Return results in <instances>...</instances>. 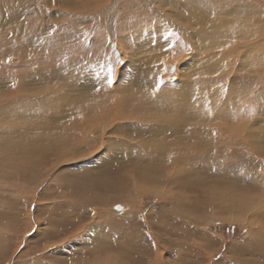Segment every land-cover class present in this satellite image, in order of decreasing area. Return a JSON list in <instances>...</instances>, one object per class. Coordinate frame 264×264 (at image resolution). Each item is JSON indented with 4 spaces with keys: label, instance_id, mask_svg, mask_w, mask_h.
Segmentation results:
<instances>
[{
    "label": "rangeland",
    "instance_id": "1",
    "mask_svg": "<svg viewBox=\"0 0 264 264\" xmlns=\"http://www.w3.org/2000/svg\"><path fill=\"white\" fill-rule=\"evenodd\" d=\"M168 1L177 4V0ZM209 1L212 3L203 4L198 11L183 12L187 17L203 13L206 15V19L216 20L212 24H204L202 34L219 43L223 42L226 31L239 23L241 19L243 22L245 21L244 17H259L264 13V0H242L244 15L235 13L232 0ZM93 2L98 6V0H93ZM152 2L155 8L163 3L169 9V4H166L164 0H153ZM89 3L90 0H87L86 12H97V6ZM186 3L189 8L194 7L187 0ZM26 5L16 3L10 13L6 12L8 7L0 9V65L3 64L0 67V92L16 88L19 89V92L36 91L35 87L36 89L42 87V82H37L36 79L40 75H46L44 88L48 96L36 98L37 107L33 123L30 118L22 120V116H28L27 102L18 104L15 109L3 110L1 112L3 118L0 124V143H4L9 137L13 140L18 139L31 127L34 128L32 134L36 139L43 138L51 126L62 125L60 127H64L67 118L80 110L78 104L81 101L87 104L84 98L90 99L88 89L97 100H101L113 97L115 87L127 90L132 84L136 92L135 84L145 80L149 72L150 60L155 54L149 46H143V54L137 53L139 58L143 57L142 64L135 62L137 60L134 55L136 48H130L127 49L125 55L131 58V64L128 66V59L118 65L122 60L120 57L118 59L119 50L110 46L111 42L104 32L95 33L90 40L87 39L85 29L89 28L92 22L84 24L87 26L81 34L73 35V37L69 34V39H67V35L64 36V39H60L55 34L53 37H48L47 41L44 36L37 38L32 35L34 33L29 34L33 21H26L25 10L33 11V13L40 12V15L34 16L37 20L59 14L60 11L43 10L42 12L38 5L34 4L30 8H27ZM207 6L210 7L202 9ZM173 7L175 6H172L171 10ZM129 12L128 15L136 19L129 24V27L142 25L143 15L149 14L148 18L151 21L143 24V34L140 38L145 42L153 41L154 35L143 37L146 32L154 29V24L158 21L152 16L150 9L142 11L138 6L133 5ZM8 16H12L13 26L19 30L16 35L10 33L12 28L8 30ZM1 18H3L2 22ZM54 21L55 24L60 21L59 15ZM256 29V26H244L242 39L247 41H241L238 38L236 43L247 42V44L253 45L249 49L243 48L232 52V54L243 58L248 65L254 64L255 67H242L237 62L222 65L219 72L212 60H210L212 65L199 64L194 67L197 68V73H206L214 67L216 71L214 77L220 76L222 80L215 85L216 87L223 89L225 82L231 78L233 79L231 88L235 89L237 94L238 90L243 88L247 98L252 94L255 95L253 106L260 102L264 107V69H259L255 65L254 59L250 57L252 52L250 50L255 46H259L256 50L264 51L260 47L261 44L258 43L261 41V36L258 34L252 36L253 30ZM67 30L69 29L67 28ZM60 31L61 29H59ZM60 34L63 33L60 32ZM188 35L196 39L199 33L189 29ZM140 38L131 42L138 44L142 41ZM208 44V47L214 49L204 50L205 53L198 51V53L210 58V55L216 54L219 49L212 45L211 41ZM196 47H199L197 43ZM171 48V45L166 48L168 52H164L161 57L162 61L155 64L162 68L165 65L162 72L164 83L155 86L154 90L143 89V98L147 100V106L145 103L144 109H148V115L152 109L162 108V106L154 104L153 96L154 92H157V88L163 87L168 90L167 96L175 95L173 89L174 86L179 85L178 74H181L186 67H182L186 59L179 62L186 55L183 47ZM75 49H77L76 52H74ZM23 52L27 54L25 55ZM31 52L36 55L34 56ZM261 56L259 58H263ZM75 57L72 71L68 72V63H71L72 58ZM41 58L43 59L41 60ZM187 62L188 64L197 63L198 59L191 57ZM40 65H43V68ZM139 65H143V73H141ZM57 66L59 70L62 67L65 69V71L64 69L60 70L64 74L53 72L54 68H58ZM2 68H8V70ZM32 69L33 71H31ZM40 69L48 70L47 72L42 71V73ZM249 70L257 72L251 83L244 81V77L249 76ZM31 72L32 74L34 72V75L38 73L35 75L36 79L33 75H29ZM187 72L191 71L188 69ZM118 75L121 80L117 83ZM181 80L195 82L196 78L182 75ZM198 86L196 84L192 88L188 87L186 93L194 95ZM41 102L44 105L39 107ZM90 105L95 108L92 102ZM12 114H16V116L10 117ZM237 121L242 123L240 130L243 135L244 133L246 135L254 121L252 109L247 112L246 117H237ZM256 122L263 124L260 126L261 148L247 144L243 136L238 133L231 134V131L226 129L227 124L221 122L216 125L222 127L220 131L213 127L209 128L211 132L215 133L214 135L223 140L215 147L216 153L196 150L202 154L198 160L178 161L175 163L176 168H174V164H171L173 171L168 166V162L166 163L169 167L167 172H161V166L159 168L153 166L154 168L149 169L150 171L144 168L153 162L161 161L156 154L147 152L149 144H167L165 141L168 140H153L152 131L161 136L158 134V126L151 127L136 122L124 125V122H120L116 124V135H114V127L107 134V136H111V140L113 138L116 140L113 147L103 148L92 157V160H83L80 166L68 167L64 165L52 170L43 177L45 182L40 186L32 184L28 177L3 176L0 179V264H38L39 260L44 257L46 261L42 264H91L92 260L90 259L96 255L95 248H103V250L97 251L102 254L109 251L105 259L100 255L99 258L92 261L95 264H264V239L256 234L249 235L250 225L236 222V215H233L226 207L231 203L240 204L243 202L242 196L247 197L242 192L245 188L248 189L251 196L261 195L264 189V184H262L264 181V110L262 108L256 117ZM84 132L86 133L85 130L83 134H85ZM228 134L230 135L228 136ZM97 136L96 133L89 135L88 140L97 144L99 142ZM137 138L144 140L146 152H143V157L136 153L140 143L135 141ZM210 140L214 141L213 136L202 135L193 142V146L196 147L195 144L198 143V147H207L206 144ZM169 160L171 159L169 158ZM51 163L50 157H47L42 169L40 164L30 167L31 178L38 177L41 171L48 168ZM164 164L165 161L162 162V166ZM170 172L168 177L167 174ZM144 173L148 178L150 174L158 184L153 182L145 184ZM71 179V182H76L75 186L71 183L68 186V181ZM61 187L68 188L62 189ZM225 187L240 190L225 195L222 202L227 203L223 207L220 205L222 192H217L213 199L209 188L224 190ZM19 188L27 191L30 197L22 195ZM93 198H96L95 201H92ZM101 198L107 204L102 203ZM263 198L264 195L259 202L264 207ZM95 203L98 206H95ZM262 206L257 207L256 212L249 213L244 220L251 221V218L256 217V213L259 211H263L261 215H264ZM187 207L205 208L206 214L208 212L209 214L205 218L206 214L190 217V214H185ZM221 207L223 208L221 209ZM186 215L187 219H185ZM229 216L236 220H227L226 217ZM260 222L264 225V217ZM252 225L255 226V223ZM67 239L72 241L62 243ZM45 246L50 248L43 251ZM65 260L67 261L65 262Z\"/></svg>",
    "mask_w": 264,
    "mask_h": 264
},
{
    "label": "bare ground",
    "instance_id": "2",
    "mask_svg": "<svg viewBox=\"0 0 264 264\" xmlns=\"http://www.w3.org/2000/svg\"><path fill=\"white\" fill-rule=\"evenodd\" d=\"M152 1L153 0H135L132 2L130 0H98V6H97V4L93 2V0H90L89 4H93L94 6H97V12L93 13V11H91L87 13L85 10L87 9V0H0V9H2L3 7H8V9L6 10L7 13L11 12V9L15 7L16 3L21 5L27 4L26 5L27 8L32 7L34 4L38 5L42 9V12L43 10L60 11L59 14H53L51 17L41 18L37 20L35 19L34 16L40 15V12L37 11L36 13H33V11L27 12L25 10L24 13L26 14L25 15L26 21L27 22L33 21V24L31 26V31L29 32V34L34 33L32 35H35L37 38L38 36H44V38H47L48 41V37H53L55 34H57V37H59L60 39H64L65 35H67V39H69V34L72 35V37L73 35L75 36L77 34H81L83 29L86 28L85 26H87L84 24L92 22L90 27L85 29L87 33V39L90 40L95 33L98 34L99 32H104V34L109 38L111 42L110 46L112 48L119 50L118 59L120 57V59L122 60H120V63L118 65H120L121 63L123 64L124 63L123 61L128 59H129L127 63L128 66L131 64V58L125 55L127 49L136 48L134 55L137 58V60H135V62L139 64L143 63V57L139 58V55H137V53L143 54V46H149L150 49H152L155 52V54L150 60L149 72L145 80L138 81L135 84L137 88L136 92H135V87L132 84L129 85L127 90L119 89L116 88L114 85H112L115 87L114 96L108 97L106 99L97 100V98L91 93L90 89H88L89 92L88 95L90 96V99L84 98L87 101V104L81 101V103L78 104L80 110L76 114L67 118L64 127H60L62 125L51 126L50 128L47 129V131L45 132V136L41 139H36L33 137L32 129L34 128L31 127L28 128L25 131V133L22 136H20L18 139L13 140L11 137H9L8 140L4 141V143H0V179L3 178V176H16L22 178L28 177L30 178V182L32 184H38V186H40L45 182L44 181L45 179H43V177L49 174L52 170L58 169V167L64 165L68 167L73 165L80 166V164L83 163V160L84 161L92 160V157L98 154L100 151H102L103 148L113 147L116 140L114 138L111 140V136L110 135L107 136V134L109 130H111L114 127V135H116L117 133L116 124L120 122H124V125L132 124L131 122H136L151 127L158 126L159 127L158 134L161 136H158L154 131H152L153 140L161 139L162 141L165 140L171 141V142L165 141L167 144H155V145L149 144V147L147 148V152L156 154L161 159V161L153 162L150 165L145 166L144 168L147 169V171H150L152 168H154L153 166H155L156 168H159L161 166L160 167L161 172H167L169 168L168 166L174 164V168H176L175 163L178 161L198 160L202 154L198 153L196 150H207V152L212 151L213 153H216L215 147H217L218 143L221 144L223 140L218 136L214 135L215 133L211 132L209 128L213 127L217 131H220L222 127L216 125L221 122L227 124L226 129L231 131V134L238 133L242 135L245 141L247 142V144L258 146V148L262 147L260 144V139L262 137L260 133V126L263 124L261 122L260 123L256 122V117L261 112V108L264 110V107L262 106L263 103L258 102L257 104H260L261 106H258L257 104L253 106V101L256 98L255 95L252 94L250 97L247 98L245 96L246 93L243 88H241L243 91L238 90V94H237L236 90L231 88V83L233 80L231 78H228V80L226 79L227 81L225 82V87L223 89L216 87L215 85L222 82V80L220 76L217 78L214 77L216 73L214 67L212 70H208L206 73H197L198 70L196 67H194V65L211 64L210 60H212L213 62H215V68L218 69L219 72L221 70L222 65L235 64L237 62L242 67L243 66L246 68H249L251 66L255 67L254 64L248 65L243 58L236 56L235 54H232V52H235L237 50H242L243 48L249 49L253 45V44H247V42L236 43V40L238 38L241 41H247L242 39L244 34V26L257 27L256 30H253L252 36L256 34L261 36V41L258 43H260L261 44L260 47L264 49V13L259 17H244L245 21L242 22L241 19V21L239 23H236L234 27H231L229 30H227L226 34L224 35L223 42L219 43L213 41L207 35L202 34L203 25L212 24L216 22V20L206 19V15L203 13H197L194 14L193 17H187L183 12V11L189 12V10L198 11L203 6V4L204 5L211 4L212 3L211 1L187 0V2L192 3L194 5V7L189 8L186 3V0H177L176 5L169 2L168 0H164L166 4H169L168 5L169 9H167L163 3L157 5V7L155 8ZM215 1L218 2L219 0H215ZM133 5L138 6L139 10L142 11H146L149 8L154 19L158 20L154 24V29L146 32L143 35L144 38L147 36L154 35L153 41L145 42L144 40H142V38H140L141 34H143L142 33L143 24L151 21V19L148 18L149 14L143 15L142 25L140 24L137 26L129 27V24L133 23L136 20L133 19L132 16L128 15L130 13L129 10L130 8L133 7ZM171 5L175 6L173 7L172 10H171L172 8ZM232 6L235 8L236 14L244 15V11L242 10V0H232ZM209 7L210 6L203 7L202 9H208ZM58 15L60 21L57 24H55L54 20L57 19ZM65 15L67 16L66 18L64 17ZM52 18L54 20H51ZM11 19L12 16H8V20H9L8 30L12 28V30H10V33L16 35L18 34L19 30L18 28L13 26ZM2 21L3 18H1V22ZM67 28L69 30H67ZM59 29H61L60 32L63 34H60ZM189 29H191L196 33H199L198 38L195 39L191 35H188ZM161 34H163V36H161ZM138 38L142 40L138 44L131 42L132 40ZM210 41L212 42V45H214L219 49V52H217L216 54H211L210 58L204 57V54H199L198 51L201 53H205L204 50H213L214 49L213 47H208L209 46L208 42ZM196 43L199 45V47H196ZM170 45L172 46L171 49H178L179 46L183 47L182 49L184 52H186V55H184L179 62H183L186 59V61L182 65V67L183 66L186 67L183 69L181 74L184 77L193 76V78H196V81L190 82L187 80H181L182 75L178 74L177 82L179 83V85L174 86L173 89L176 94L169 96L166 95L168 90H165L163 87H158L157 92H154L153 99H154V104L158 106H162V108L155 110L152 109L150 115H148V109H144V104L147 102V100H144L143 98L142 95L143 89L154 90L155 86H158L160 83L161 85L164 83L162 72L165 65H163L162 68L161 66L158 67L155 66V64L157 62L162 61L161 57L163 56L165 51L168 52L166 48H168ZM257 47L259 46H255L250 50L252 51L250 53V57L254 59L253 61L255 65L259 69L261 68L264 69V51L256 50ZM76 50L77 49L73 51L76 52ZM8 53L9 52L7 51V54ZM35 55L36 54H34V56ZM261 55L263 56V58H259ZM121 56H123V58H121ZM191 57H196L198 59V62L188 64L187 61ZM16 58L18 59V57ZM52 58L56 59L55 57ZM42 59L43 58H41V60ZM72 59L73 61L71 63L70 62L68 63V69H67L68 72L72 71V64H74L73 62L76 59V57ZM2 66L3 64L0 65V67ZM9 67L12 66L9 65ZM8 68L5 69L8 70ZM139 68L141 73H143V65H139ZM62 69L64 68L62 67ZM188 69L191 72H187ZM47 70L48 69H40L41 72L42 71L47 72ZM60 70L59 67L56 69L54 68L53 72L61 74L62 71ZM31 71H33V69ZM256 73L257 72L255 71L249 70L248 71L249 76L244 77V81L248 83L253 82ZM29 75L30 76L33 75V77L36 79L34 72L33 74L31 72V74ZM45 76L40 75L39 78L36 79L37 82L38 81L42 82L41 88L36 89L35 87L36 91L19 92V89L16 88V89H9L0 92V124L3 118V114L1 113L3 110L7 108H9L8 110L15 109L18 106V104H22L24 102H27L29 108H28V116L27 117L22 116V120L25 121L28 118H30L31 123H33L34 121L33 116L35 114L34 112L37 107L36 98L39 97L44 98L46 95L48 96L47 91L44 88V83L47 79ZM116 80L117 83L121 80L120 75L116 77ZM196 84L199 85L197 87L196 93L194 95L187 94L186 89L188 87L192 88L193 85ZM200 85H205V86L201 87ZM49 88L51 89V87ZM91 102L93 103L95 108H93V106L90 105ZM42 105H44V103L41 102L39 104V107ZM145 105L147 106V103ZM250 109H252V112L254 114V121H252V125L250 127V130L247 132V134L245 135L244 133L243 135L242 134L243 132L240 130V126L242 123L237 121V117H241V118L246 117V114ZM136 114H138L139 117L138 115L136 116ZM12 116H16V114H12L10 117ZM84 130L86 131V133L84 132L85 134H83ZM95 133L96 135H98L97 140L99 142L97 144H94L92 141L88 140V136L95 135ZM202 135H206L208 137L213 136L214 141L210 140L208 144H206L207 147L205 146L198 147V143H196L195 144L196 147H194L193 142L197 138H200ZM229 135L230 134H228V136ZM135 141L140 142L138 148L136 149V153L138 156L143 157V152H146L144 140L143 138H137L135 139ZM47 157H50L52 162L51 165L48 168L42 170L38 177L31 178L30 167L40 164V168L42 169L43 164L45 163V159H47ZM169 158L174 162L169 160ZM163 161H165V164L162 166ZM167 162H168V166L166 165ZM170 168L171 171H173V167L170 166ZM170 174L171 172L168 173L167 176L169 177ZM144 178H145L144 180L146 181L145 184H151L152 182L158 184L157 180H153L150 174L148 178L144 173ZM83 180L85 181V179ZM71 181L72 179L68 181V186H70V183L73 184V186H75L76 182L74 183ZM66 183L65 185H67ZM262 184H264V181ZM64 188H68V187H64ZM235 190L239 191L240 189L235 188ZM235 190H232L228 187H225L224 190L223 189L214 190L212 188L211 189L209 188V193L214 199L215 195H217V192L219 193L222 192V195L220 197L221 200L220 205L224 207V204L227 202L224 203L222 202L223 197L227 194H230L231 192L234 193ZM19 191L22 195H25L28 198L30 197V194L27 191H25L23 188H19ZM91 191L93 190L91 189ZM242 192L247 195V197L242 196V198L244 199L243 202H241L240 204L231 203L232 206L229 204L226 206L229 209V211L233 213V215L234 214L236 215L237 220L232 218L233 215L229 216L228 218L226 217V219L227 220L229 219V221L236 220V222L238 223H244L250 225L251 230L249 231V235L253 236V234H256L257 236L264 239V225L262 224V222H260L261 218L264 217V215H261L263 211L257 212L256 217L253 216L251 218L252 219L251 221L244 220L245 218H247V215L249 213L252 214L256 212V208L262 206L259 200L264 195V189L261 195L256 194L254 196H251L250 193H248V189L246 188L242 190ZM95 199L93 198L92 201H95ZM104 199H102L103 201L102 203L107 204V202H104ZM96 205L97 203H95V206ZM223 207H221V209ZM185 214H190V217H192V215L193 216L204 215L206 214V210L205 208L197 209V208L187 207L185 209ZM208 214L209 212L204 216V218L207 217ZM185 219H187V215ZM254 223L255 226L252 225ZM70 241L72 240H68V239L63 240L62 243L64 244L70 243ZM49 248L50 247L45 246V249L43 251L48 250ZM94 250L96 255L94 256V258L90 259L92 261H95V259L99 258L100 255H102L103 259H105L106 254H108L109 252V251L106 252V254L97 252L103 250V248H95ZM44 261H46L45 257L42 260H39L38 264H42ZM66 261L67 260H65V262ZM92 261L91 264H95V262ZM60 262L62 263V261Z\"/></svg>",
    "mask_w": 264,
    "mask_h": 264
}]
</instances>
